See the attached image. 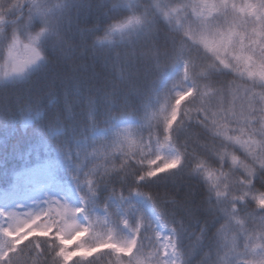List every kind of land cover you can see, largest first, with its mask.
Instances as JSON below:
<instances>
[{
    "label": "snow or ice",
    "instance_id": "1",
    "mask_svg": "<svg viewBox=\"0 0 264 264\" xmlns=\"http://www.w3.org/2000/svg\"><path fill=\"white\" fill-rule=\"evenodd\" d=\"M0 129L77 201L0 208V264H264V0H0Z\"/></svg>",
    "mask_w": 264,
    "mask_h": 264
},
{
    "label": "trees",
    "instance_id": "2",
    "mask_svg": "<svg viewBox=\"0 0 264 264\" xmlns=\"http://www.w3.org/2000/svg\"><path fill=\"white\" fill-rule=\"evenodd\" d=\"M34 116V113L31 116L25 113L21 121ZM41 147L29 136L22 138L19 134L13 135L11 130L0 129V204L9 196H21V184L32 183L33 177L41 170L53 182L73 189L68 175L69 166L54 151L45 147L41 152Z\"/></svg>",
    "mask_w": 264,
    "mask_h": 264
},
{
    "label": "rangeland",
    "instance_id": "3",
    "mask_svg": "<svg viewBox=\"0 0 264 264\" xmlns=\"http://www.w3.org/2000/svg\"><path fill=\"white\" fill-rule=\"evenodd\" d=\"M32 183L21 184V196L13 195L7 198L0 208H12L16 204H23L35 211L45 198L63 197L69 204L75 205L77 201L73 197V189L62 187L53 182L50 176L42 170L33 177ZM31 184V185H29Z\"/></svg>",
    "mask_w": 264,
    "mask_h": 264
}]
</instances>
